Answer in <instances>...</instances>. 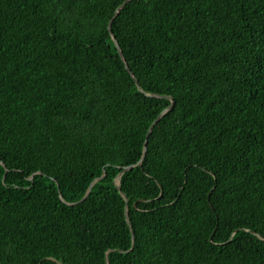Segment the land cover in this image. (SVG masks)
Segmentation results:
<instances>
[{"label":"trees","instance_id":"obj_1","mask_svg":"<svg viewBox=\"0 0 264 264\" xmlns=\"http://www.w3.org/2000/svg\"><path fill=\"white\" fill-rule=\"evenodd\" d=\"M0 264H264V0H0Z\"/></svg>","mask_w":264,"mask_h":264},{"label":"water","instance_id":"obj_2","mask_svg":"<svg viewBox=\"0 0 264 264\" xmlns=\"http://www.w3.org/2000/svg\"><path fill=\"white\" fill-rule=\"evenodd\" d=\"M124 3H125V2H124ZM110 29H111V27H110ZM111 31H112V30H111ZM115 41H116V45H117L118 48H119V52H120V54H121V57H122V59L125 61V58H124L123 55H122V51H121V49H120V47H119V44H118L117 40H115ZM126 69H127V70L129 71V73L132 75V77H133L134 81L137 83V85L140 86V85H139L138 78L134 75V73H133V71L131 70V68H130V66L128 65V63H126ZM139 89L142 90L140 87H139ZM153 96L169 98V99L171 100V103H170V105H169V108H171V107L174 106L175 101H174V98H173L172 96H169V95H161V94H155V95L153 94ZM161 116H162V114H160V115L155 119V121H154V122L152 123V125H151V128L155 125V123L160 119ZM150 132H151V129L149 130V132H148L147 135H146V142H147V139H148V136H149ZM145 151H146V143H145ZM140 162H142V161H140ZM129 168H130V167L128 166V167L125 168V170H128ZM119 176H120V175H119ZM118 178H119V177H118ZM117 186H118V187L120 186V181L117 182ZM132 233H134L133 230H132Z\"/></svg>","mask_w":264,"mask_h":264},{"label":"clouds","instance_id":"obj_3","mask_svg":"<svg viewBox=\"0 0 264 264\" xmlns=\"http://www.w3.org/2000/svg\"><path fill=\"white\" fill-rule=\"evenodd\" d=\"M115 181H116V183H117L118 181H120V178H117ZM119 187H120V186H119ZM54 260H55V259H54Z\"/></svg>","mask_w":264,"mask_h":264}]
</instances>
